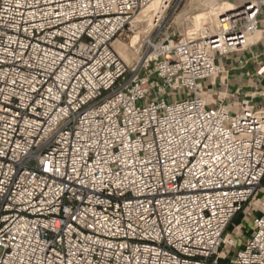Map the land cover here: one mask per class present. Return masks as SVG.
Returning <instances> with one entry per match:
<instances>
[{
	"label": "built area",
	"instance_id": "built-area-1",
	"mask_svg": "<svg viewBox=\"0 0 264 264\" xmlns=\"http://www.w3.org/2000/svg\"><path fill=\"white\" fill-rule=\"evenodd\" d=\"M151 1L0 0V264H264V112L201 86L264 1L179 40L169 0L127 65Z\"/></svg>",
	"mask_w": 264,
	"mask_h": 264
},
{
	"label": "crops",
	"instance_id": "crops-1",
	"mask_svg": "<svg viewBox=\"0 0 264 264\" xmlns=\"http://www.w3.org/2000/svg\"><path fill=\"white\" fill-rule=\"evenodd\" d=\"M247 1L226 0L222 4L234 8ZM250 39L249 46L240 52L216 58L220 75L201 84L208 104L224 102L237 111L238 104L246 101L253 109L264 112V6L260 11L259 30ZM230 259L229 254L225 259L221 255L220 264H228Z\"/></svg>",
	"mask_w": 264,
	"mask_h": 264
},
{
	"label": "bare ground",
	"instance_id": "bare-ground-1",
	"mask_svg": "<svg viewBox=\"0 0 264 264\" xmlns=\"http://www.w3.org/2000/svg\"><path fill=\"white\" fill-rule=\"evenodd\" d=\"M167 1L169 0H152L146 8H144L138 13L134 21L132 22V24L135 26L136 33L131 39V46L135 47L137 44L140 43L141 34H143L144 36L149 34L151 30V19L163 13L164 9L166 8ZM215 4H216V0H206L204 3H195L193 5L194 7L193 10L195 9L196 11V9H201V11L196 13V15H193L194 16L193 17L194 28L185 34L186 40H197L199 38L200 39L203 38L204 36L207 37L211 34H214L219 25V19H218L219 16L226 15L229 19L230 18L229 15L231 14L230 12L232 10H235V7L232 8L228 5L226 6H228L229 9H224V10L218 9L215 6ZM206 24L211 25L210 33H207L206 29L204 28ZM226 28H227V25H223V29H226ZM198 33H201V36L199 38H196L195 36ZM250 42H251L250 37L246 36L245 41H244V44H245L244 46L249 45ZM113 47L116 53L118 54V56L127 65H130V62L132 61L130 57L133 58L134 56H137L140 51L139 49H135L133 52L130 53V51L126 48V45L124 46L123 43H120L117 40L114 41ZM231 241H233V238L230 235L229 238L227 239V242H231Z\"/></svg>",
	"mask_w": 264,
	"mask_h": 264
},
{
	"label": "rangeland",
	"instance_id": "rangeland-1",
	"mask_svg": "<svg viewBox=\"0 0 264 264\" xmlns=\"http://www.w3.org/2000/svg\"><path fill=\"white\" fill-rule=\"evenodd\" d=\"M180 1H181L180 5H179L177 10H175L176 5L172 4L170 6L171 9H169L165 13L164 21L162 24V30L166 31L168 34L174 35L177 39L182 40V39H186L185 34L194 28V24H193V17L194 16L193 15H196V13L201 11V9H196V11H195V9L193 10V8H194L193 5L195 3H204L206 0H180ZM223 2H226V0H216L215 6L218 9H222V10L229 9L228 6L222 4ZM147 6L143 7L141 10H143ZM186 18H188V19H186ZM216 25H217V23H216ZM204 28L206 29L207 33L211 32V29H210L211 25L210 24H206L204 26ZM129 29L130 30H126L122 34V36L117 38V41H119L120 43H123L124 46L126 45V48L130 51V53L133 52L135 49L141 50L140 49V43L142 42L144 35L143 34L140 35V43L137 44L135 47H133V46H131V39L135 35L136 31L134 30L135 29L134 27H131ZM200 36H201V33H198L195 37L199 38ZM134 57H136V56H134ZM134 57L133 58L130 57L132 60L130 62V65L132 62H134ZM254 214L255 213H252L251 216L247 215V214H242V215L238 214L233 219V221L231 222V224L229 225V227L225 231L224 235L231 233L233 226L239 224L240 220L243 221V225L245 226V229L243 230V232H244V234H247L249 232V228H250L251 217Z\"/></svg>",
	"mask_w": 264,
	"mask_h": 264
}]
</instances>
